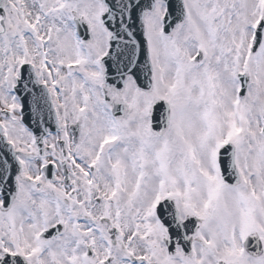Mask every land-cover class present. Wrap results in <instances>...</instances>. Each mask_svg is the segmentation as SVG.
Segmentation results:
<instances>
[{"label": "snow or ice", "instance_id": "1", "mask_svg": "<svg viewBox=\"0 0 264 264\" xmlns=\"http://www.w3.org/2000/svg\"><path fill=\"white\" fill-rule=\"evenodd\" d=\"M0 264H264V0H0Z\"/></svg>", "mask_w": 264, "mask_h": 264}]
</instances>
